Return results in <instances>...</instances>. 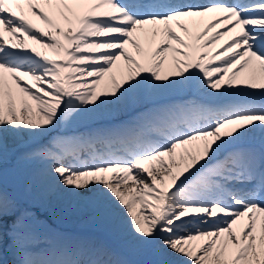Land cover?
I'll return each instance as SVG.
<instances>
[{
    "label": "snow or ice",
    "instance_id": "snow-or-ice-1",
    "mask_svg": "<svg viewBox=\"0 0 264 264\" xmlns=\"http://www.w3.org/2000/svg\"><path fill=\"white\" fill-rule=\"evenodd\" d=\"M10 143L149 264H264V0H0ZM0 264L130 262L0 168Z\"/></svg>",
    "mask_w": 264,
    "mask_h": 264
},
{
    "label": "bare ground",
    "instance_id": "bare-ground-1",
    "mask_svg": "<svg viewBox=\"0 0 264 264\" xmlns=\"http://www.w3.org/2000/svg\"><path fill=\"white\" fill-rule=\"evenodd\" d=\"M52 135H56V133H53ZM9 152L11 156L14 157L11 143L9 144ZM42 168L43 166L39 162H36L31 163L25 170V184L27 188L24 192L25 199L27 198L28 201L31 200L33 203H36L37 206L45 209L47 215L46 217L49 219L52 218L54 220L52 222L56 225L79 229L87 228L95 232H100L101 236L99 235L97 237H90L86 239L98 243H100L101 240H105L111 246L115 247L120 246L122 248V246H125L135 258L137 264H149V262L153 259L150 254L127 245L121 237L118 236L111 229V227L86 204L77 201H70L69 199L49 200L45 195L43 180L40 175ZM49 216H51V218ZM89 225H91L92 228H88ZM59 226H57V229L60 232L63 231L64 233L70 235L69 229Z\"/></svg>",
    "mask_w": 264,
    "mask_h": 264
},
{
    "label": "rangeland",
    "instance_id": "rangeland-1",
    "mask_svg": "<svg viewBox=\"0 0 264 264\" xmlns=\"http://www.w3.org/2000/svg\"><path fill=\"white\" fill-rule=\"evenodd\" d=\"M31 163H36V162H33V161H21V160H19L17 158H13L10 155V152H9L7 160L4 161L2 164H0V168H3V170L5 171V179H6V181L9 182L10 184H13L14 186H16L18 191L22 190L21 192H19L21 194V197H22V194L24 196V192H25V190H27L26 189V185L24 183V181L26 180L25 170L29 167L28 164L30 165ZM21 182H23V186L22 187H21ZM26 200H27V198H26ZM27 202L29 203L30 206L33 207V209L35 211H37V212L39 211L40 214H42L43 216H46L45 209L37 206V204L33 203L31 200L30 201L27 200ZM35 205H36V207H35ZM49 217L51 218V216H49ZM47 219H49V218H47ZM49 220H50L51 223H52V221H54L52 218L49 219ZM89 227H91V225H89L88 228Z\"/></svg>",
    "mask_w": 264,
    "mask_h": 264
}]
</instances>
